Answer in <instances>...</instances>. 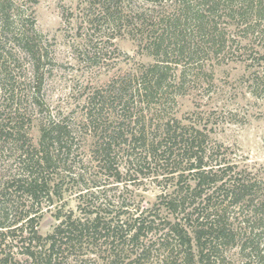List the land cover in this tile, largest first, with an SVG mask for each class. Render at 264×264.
I'll return each instance as SVG.
<instances>
[{"label": "trees", "instance_id": "16d2710c", "mask_svg": "<svg viewBox=\"0 0 264 264\" xmlns=\"http://www.w3.org/2000/svg\"><path fill=\"white\" fill-rule=\"evenodd\" d=\"M15 1L0 0V109H6L9 100L21 99L17 78L21 56L35 73L47 57L34 21H20ZM161 1L151 0L155 8ZM167 1L174 8L170 15H159L156 8L157 16L142 14L133 19L146 54L155 61L142 69L141 90L147 100L165 94L169 63L198 69L205 61L234 55L240 59L246 55L243 62L250 61L248 67L264 61L262 55L248 54L256 43L264 45V0ZM119 2L92 4L100 5L99 15L113 30L123 23ZM254 83L256 91L264 93V66ZM130 87L120 81L88 99L81 124L101 133L93 149L100 173L113 171L114 144L122 139L126 125L109 131L102 114L106 106L116 103L122 119L130 121L126 116L133 97ZM16 122L10 132L0 124L1 150L11 141L25 171V176L12 180L17 190L0 188V264H87L86 255L102 249L109 264H264V181L245 168L230 166L223 146L211 145L199 130L177 121L156 126L158 140L146 141V130L130 133L143 151L133 158L139 169L152 166L167 171L164 179L174 182L173 190L158 196L157 213L150 210L148 216L141 213L135 218V212L126 217L125 204L103 210L104 204L97 205L99 190L94 185L81 190L86 192L79 195L80 216L72 210L66 214L56 210L57 224L42 236L38 232L44 214L41 202L53 207L61 197V182L74 181L70 174L56 172V163L71 149L73 135L64 122L49 120L40 125L34 146L24 120ZM51 173L56 175L53 180ZM162 211L165 217L159 215Z\"/></svg>", "mask_w": 264, "mask_h": 264}, {"label": "rangeland", "instance_id": "374dc122", "mask_svg": "<svg viewBox=\"0 0 264 264\" xmlns=\"http://www.w3.org/2000/svg\"><path fill=\"white\" fill-rule=\"evenodd\" d=\"M36 1L32 4V0H16L15 8L20 21L26 18L34 21L47 57L35 73L21 56V70L17 73L21 99L13 103L9 100L6 109H0V124L10 132L19 122L16 121L23 119L24 129L28 130L34 146L38 143L42 123L64 122L71 128V149L56 163V172L61 176L70 174L74 181L65 178L61 182V197L53 207L46 208L45 201L41 202L44 214L38 232L42 236L57 224L56 210L62 214L72 210L80 216L79 195L86 192L81 190L94 185L99 190L97 205L104 204L101 205L103 210L119 209L125 204L126 217L135 212H138L135 218L141 213L148 216L150 210L157 213L158 196L173 190L174 182L169 176L170 180L164 179L167 171H156L152 166L139 169L133 158L143 151L138 149L140 143L130 138V133L146 130V141L158 140L156 126L166 122L177 121L199 130L211 145L223 146L222 151L226 149L225 158L230 166L245 168L264 181V93L254 87L263 72L264 61L259 66L248 67L251 62H243L246 55L242 59L234 55L223 61H205L198 69L191 65L183 69L169 63L171 70L165 94L147 100L141 90L144 86L142 69L155 61L146 54L133 19L142 14L157 16L156 8L159 15H170L174 9L170 2L161 1L155 8L151 0H120L123 23L119 30H113V25L99 15L100 5L92 6L96 0ZM90 20L93 23H89ZM263 46L256 43L248 54L264 56ZM120 81L132 84L128 89L133 96L128 102L131 110L126 115L130 126L122 119L116 103L110 102L112 105L106 106L107 111L102 114L106 129L112 131L126 125L122 139L114 144L117 157L113 171L100 173L93 149L101 133L82 126L81 122L87 113L88 99L97 91H109L110 86ZM19 176H25V171L9 141L4 150L0 148V188L4 185L6 190L14 192L17 187L12 180ZM55 177L51 173L50 178ZM159 215L165 217L166 213L162 211ZM107 254L102 249L89 253L85 260L87 264H109ZM231 254L232 250L228 252L230 259L234 258Z\"/></svg>", "mask_w": 264, "mask_h": 264}]
</instances>
